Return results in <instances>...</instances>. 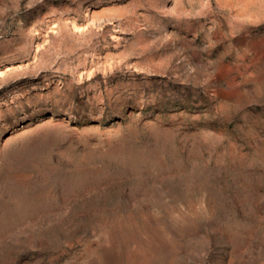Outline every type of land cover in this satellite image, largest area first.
I'll return each mask as SVG.
<instances>
[{"label": "rangeland", "instance_id": "rangeland-1", "mask_svg": "<svg viewBox=\"0 0 264 264\" xmlns=\"http://www.w3.org/2000/svg\"><path fill=\"white\" fill-rule=\"evenodd\" d=\"M0 264H264V0H0Z\"/></svg>", "mask_w": 264, "mask_h": 264}]
</instances>
